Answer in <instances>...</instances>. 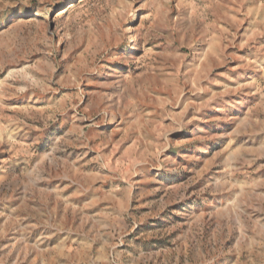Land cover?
Listing matches in <instances>:
<instances>
[{
	"label": "rangeland",
	"instance_id": "1",
	"mask_svg": "<svg viewBox=\"0 0 264 264\" xmlns=\"http://www.w3.org/2000/svg\"><path fill=\"white\" fill-rule=\"evenodd\" d=\"M0 264H264V0H0Z\"/></svg>",
	"mask_w": 264,
	"mask_h": 264
}]
</instances>
